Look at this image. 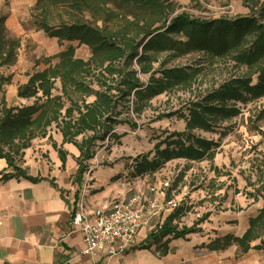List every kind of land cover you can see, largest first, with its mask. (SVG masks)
I'll use <instances>...</instances> for the list:
<instances>
[{
  "label": "trees",
  "instance_id": "1",
  "mask_svg": "<svg viewBox=\"0 0 264 264\" xmlns=\"http://www.w3.org/2000/svg\"><path fill=\"white\" fill-rule=\"evenodd\" d=\"M244 2L251 8L246 16L200 20L188 14L170 19L171 0H38L34 9L37 24L48 36L57 38L60 45H69L57 54V63L29 73L28 81L19 86L18 96L24 100L33 98L32 103L12 105L6 98L0 100V158H5L13 170L3 173L1 180L43 179L23 168L26 150L36 138H48L64 166L68 152L56 142L52 135L56 132L63 136V143H72L80 150L76 180L82 183L87 160L95 158L102 145L107 142L108 151L114 145H122L127 132H119V126L137 127L131 113L140 117L155 97L175 91L180 84L192 88L204 65L166 67V64L199 51L210 54L204 56L211 62L215 58L229 59L241 73L197 99H189L185 104L186 129L169 133L150 151L132 158L120 181L130 183L145 178L154 181L169 163L176 161L182 167L174 188L193 174L191 182L207 194L200 200L201 205L216 203L219 212L227 202L236 201L238 193L224 197L230 190L218 175L217 144L193 131H214L240 116L241 104L246 106L264 98V2ZM129 13L132 19L128 18ZM5 19L0 17V68L16 63L21 45L19 38H11ZM75 42L90 47L89 59L77 56ZM162 53L166 57H160ZM155 63L162 66L159 76L155 75ZM148 74L145 82L141 75ZM58 81L60 92L54 94ZM205 169L210 171L208 175ZM202 175L205 178L199 184ZM258 191L264 200V183ZM253 196L256 199L257 195ZM213 213H205L189 228H179L178 223L186 214V209L179 207L151 232L155 240L152 244L162 245L161 249L167 245V240L163 242L167 235L183 238L200 231L196 225ZM234 243L242 252L264 249V205L250 218V226L242 236H219L202 247L221 250Z\"/></svg>",
  "mask_w": 264,
  "mask_h": 264
},
{
  "label": "crops",
  "instance_id": "2",
  "mask_svg": "<svg viewBox=\"0 0 264 264\" xmlns=\"http://www.w3.org/2000/svg\"><path fill=\"white\" fill-rule=\"evenodd\" d=\"M37 1L0 0V4L11 2L8 7L9 18H6L5 23L7 28L11 29L21 14ZM23 82H27V79H23ZM20 85L15 90H7L5 98L8 104L24 101L18 96ZM55 135L58 145H63L68 152L64 166L51 141L46 143L44 150L51 158H24L23 168L32 176L43 177L37 182L24 177L1 180L3 173L13 170L5 158H0V264H264V249L242 252L237 243L221 250L202 247L219 236H242L250 226V218L259 213V205L256 203L239 210L230 201L226 203L225 209L198 223L196 227L200 231L183 238H173L172 234L164 237L163 242L167 240L164 248L157 249L156 244L143 248L141 243L149 238L152 232L145 230L135 247L117 256L85 255L82 234H67L78 195L87 191V207L97 208L108 205L116 197L130 196L156 179H139L134 182V186L131 183L114 181L120 172L129 170L133 162L131 159L128 163L122 161L121 165L115 168L111 166L106 170L89 172L88 176H83L82 188L78 186L80 192L75 193L74 180L79 167L77 157L80 150L72 143H63L61 133L55 132ZM124 143L123 137L119 147L127 158H134L142 153L131 151ZM151 149H147V152ZM114 151L116 152L115 148L111 152V158L115 157ZM171 163L167 167H170ZM165 169L157 176L165 173ZM235 198L237 202L243 201L242 195L237 194ZM165 217L166 215L163 219ZM185 219L186 228L198 221L191 215H187ZM178 227L182 228L180 225Z\"/></svg>",
  "mask_w": 264,
  "mask_h": 264
},
{
  "label": "rangeland",
  "instance_id": "3",
  "mask_svg": "<svg viewBox=\"0 0 264 264\" xmlns=\"http://www.w3.org/2000/svg\"><path fill=\"white\" fill-rule=\"evenodd\" d=\"M171 1L172 14L170 19L180 14H188L191 18L200 20L234 19L237 16L248 15L251 9L244 0ZM259 2H264V0H259ZM10 4L11 2L0 4V17L9 18L10 11L8 7ZM250 4H252L251 1ZM35 5L28 10L26 9L21 14V17L13 23V27L11 29L8 28L11 38H19L21 45L18 49L16 63L0 68V100L5 98L8 89L12 91L19 84L26 83L23 82V79L28 81L29 73L46 68L50 63H57V54L69 45V43L60 45L57 38L48 36L40 28L37 24V17L34 15ZM127 10L130 9L128 8ZM135 11L137 13L140 12L139 8H136ZM129 14L128 18L132 19L133 15ZM74 45L77 46V56L84 59L90 58L92 52L89 46L85 44L78 45L76 42ZM198 52L189 53L179 61L170 62L169 60L166 64V67L190 65L197 67L204 65L201 67L204 69H202L191 89H186L183 87L184 84H180L175 88V91L172 90L155 97L152 105L140 117L131 113L130 116L133 118V122L137 124L136 128L130 127L128 124L119 126V132L124 133L127 131V135L124 137V145L129 146L131 151L147 152V149L153 148L159 140L165 138L169 133L175 130L184 131L187 124L186 113L188 109H185L187 101L189 99H197V97L209 91L215 85L218 86L219 83L221 84V82L231 76L241 73L240 69L233 67V63L228 62L229 59L215 58L214 62H211L205 57L207 55L210 57V54L207 52L199 54ZM160 57H166V53H162ZM206 60L210 61L211 64H208ZM202 61L206 62L202 63ZM161 68L160 64L155 63L156 76L161 74L159 71ZM252 71L253 69H250V72ZM149 76L150 74L141 75L145 82L148 81ZM254 81H256V78ZM60 86L58 81L54 94L60 92ZM32 101L33 98L26 99L23 102L20 101L19 104H11H30ZM241 108L242 114L240 116L224 122L214 131L194 130L193 133L213 139L217 144L215 163L220 169L218 175L222 176L224 187L230 190V193L226 192L224 197L231 196L232 192L236 194L241 191L243 201L241 203L233 202L236 209H245L251 203L258 204L260 209L264 205V200L258 191V188H261L264 183V98L250 101L246 106L241 104ZM52 135L55 138V133H52ZM246 139L250 142L247 143ZM49 142L48 138H36L31 147L26 150L24 158H51L49 153L44 151L46 143ZM106 144L107 142L98 149L95 158L87 160V170L84 176H88L89 172L106 170L111 166L115 168V166H120L122 161L128 163L132 159L127 158L122 152L123 150L117 145H114L111 151H108ZM114 148L116 149V152L114 151L115 157L111 158V152ZM171 164V167L177 166L176 161ZM122 174L123 172H120L116 175L114 181L121 182ZM132 179L134 178L132 177ZM74 182L76 183L75 193L77 191L80 192L79 189L82 188L84 182L81 184H77L76 180ZM134 182H130L132 186H134ZM183 183L185 184L186 181H183ZM195 184V182H192L193 186ZM212 186H215V183ZM193 190L197 192L199 190L198 186H195ZM253 194L257 195L256 199ZM152 236L149 235V238L145 239L141 245H151L152 242H155ZM159 247L157 249H160Z\"/></svg>",
  "mask_w": 264,
  "mask_h": 264
},
{
  "label": "built area",
  "instance_id": "4",
  "mask_svg": "<svg viewBox=\"0 0 264 264\" xmlns=\"http://www.w3.org/2000/svg\"><path fill=\"white\" fill-rule=\"evenodd\" d=\"M171 165L164 168L165 173L157 176L155 182H148L130 196L116 197L106 206L88 208L87 191L82 192L76 200L67 234H82L85 255L96 257L104 254L113 257L135 247L142 232L161 227L164 223L163 216L168 217L181 206L186 209V214L178 223L180 227L185 226L187 215L197 221L205 213L216 212V203L208 206L200 204V200L207 194L203 189L195 194L193 188L198 184L192 185L190 176L193 174H190L184 185L173 187L182 166ZM209 173L205 169V174ZM203 175L199 184L205 178Z\"/></svg>",
  "mask_w": 264,
  "mask_h": 264
}]
</instances>
